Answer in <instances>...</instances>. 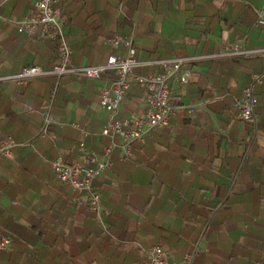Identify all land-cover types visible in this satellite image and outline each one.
<instances>
[{"label": "crops", "instance_id": "1", "mask_svg": "<svg viewBox=\"0 0 264 264\" xmlns=\"http://www.w3.org/2000/svg\"><path fill=\"white\" fill-rule=\"evenodd\" d=\"M53 6L65 18L74 66L123 56V45L112 48L106 40L132 31L141 61L207 55L224 43L264 46L256 22L264 0H53ZM32 11L33 0L0 7V77L56 62L55 41L20 33L8 21ZM186 67V84H168L178 106L169 126L148 132L128 158L116 149L110 169L95 179L110 211L99 216L74 203L76 192L48 162L76 161L82 132L87 149L101 158L106 112L99 95L113 74L37 77L23 85L0 80V135L16 143L10 158H0V234L11 239L0 264H140L153 245L179 261L198 240L202 250L193 264H264V78L254 88V122L238 119L232 108L251 75L264 70V58ZM146 111L145 91L133 86L118 117L130 128ZM46 114L50 125L42 135Z\"/></svg>", "mask_w": 264, "mask_h": 264}, {"label": "built area", "instance_id": "2", "mask_svg": "<svg viewBox=\"0 0 264 264\" xmlns=\"http://www.w3.org/2000/svg\"><path fill=\"white\" fill-rule=\"evenodd\" d=\"M8 0H0V7ZM256 22L264 28V8L256 11ZM0 18L1 15H0ZM16 30L28 36L36 35L56 42L57 60L50 68L29 65L19 73L0 77V80H12L23 85L29 79L37 77L82 76L97 79L102 74L111 72L113 79L99 95V105L106 112V120L99 134L106 138L100 156L87 149L85 138L87 133L82 132L77 145L78 159L74 162L66 161L62 156L48 162L56 178L70 188L76 195L73 201L78 206H85L94 214L110 215L108 209L103 208L101 196L94 187V181L102 173L110 169L111 156L116 149L120 151L122 159L131 155L134 143H143L144 136L155 129L169 126L178 106L170 100L169 81L176 80L186 84L191 74L187 65L199 60L220 58H264V46L257 48H243L239 44L224 43L220 48L207 55L171 56L168 58L141 61L135 57L133 48L134 32L124 36L108 38L106 43L112 48L119 45L125 47L123 56H109L104 63L88 66H74L71 63V50L66 42L63 31L65 18L61 11L53 6V0H33V11L17 20H8ZM158 67V73L149 72L144 75L137 70L141 67ZM264 70L251 75V83L242 90L237 98L232 100V108L238 119L255 121L254 88L261 84ZM137 86L146 93L147 111L139 118L132 120V126L127 128L119 120V111L127 93ZM190 109V107H188ZM50 125L49 115L46 114L42 123V135H45ZM16 143L11 136L0 135V158H10ZM11 239L0 234V252L10 248ZM202 250L200 240L196 241L190 252L181 260L168 258V253L159 245H153L143 250L144 261L140 264H193L194 259Z\"/></svg>", "mask_w": 264, "mask_h": 264}, {"label": "trees", "instance_id": "3", "mask_svg": "<svg viewBox=\"0 0 264 264\" xmlns=\"http://www.w3.org/2000/svg\"><path fill=\"white\" fill-rule=\"evenodd\" d=\"M57 60V59H56Z\"/></svg>", "mask_w": 264, "mask_h": 264}]
</instances>
